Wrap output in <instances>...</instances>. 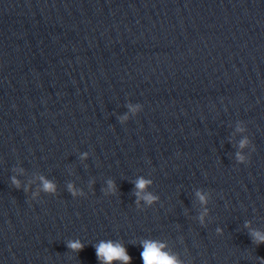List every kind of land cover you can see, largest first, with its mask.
I'll use <instances>...</instances> for the list:
<instances>
[{
    "label": "clouds",
    "instance_id": "1",
    "mask_svg": "<svg viewBox=\"0 0 264 264\" xmlns=\"http://www.w3.org/2000/svg\"><path fill=\"white\" fill-rule=\"evenodd\" d=\"M126 108L132 115H137L142 110V105L137 103L133 105L132 103H128ZM130 119L129 115L125 113L122 116H118V120L120 123H125ZM237 131H244L243 128H238ZM249 144V139L245 137L239 142V147L243 149ZM255 150L253 146V151ZM82 159L87 158V153H83L81 156ZM236 159L240 164H247L249 162V158L244 156L241 152L236 153ZM42 183V191L47 193L55 194L56 192V185L47 180L45 177H40ZM11 183L16 189L21 188L20 181L15 177H11ZM152 184L150 179H146L143 176L138 177L135 181V188L136 192L135 195L137 196V205H139V201L142 199L145 201L146 204L151 205L158 200V197L152 195L151 193H145V190L148 186ZM68 190L73 195H82L83 193L77 190L73 184H68ZM24 191H28L27 188ZM106 193H115L116 186L115 182L109 180L107 182V188L104 189ZM37 195L33 193V196ZM197 196L202 204L207 203V196L202 192H197ZM207 214V209H205L204 213L201 214L199 217L201 223H203L204 215ZM247 227V224L245 225ZM219 231V230H218ZM250 235L253 238V242L257 245L264 244V233L259 231H252ZM143 246V251L141 252V259L143 264H181V262L177 259L175 255H171L166 251H163L165 245L158 241L152 240H144L141 242ZM68 248H70L73 252L79 253L85 247V245L79 241H69ZM96 257L103 264H112L113 261L119 260L123 262V264H131L132 257L128 254L126 248L119 242H112V241H102L98 245H96ZM261 264H264V260L261 261Z\"/></svg>",
    "mask_w": 264,
    "mask_h": 264
}]
</instances>
